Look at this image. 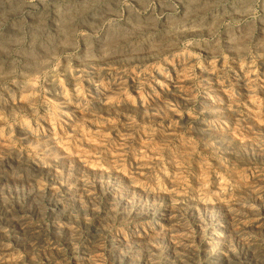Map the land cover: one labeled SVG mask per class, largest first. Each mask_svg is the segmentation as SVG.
I'll use <instances>...</instances> for the list:
<instances>
[{"label": "rangeland", "instance_id": "rangeland-1", "mask_svg": "<svg viewBox=\"0 0 264 264\" xmlns=\"http://www.w3.org/2000/svg\"><path fill=\"white\" fill-rule=\"evenodd\" d=\"M0 264H264V0H0Z\"/></svg>", "mask_w": 264, "mask_h": 264}]
</instances>
